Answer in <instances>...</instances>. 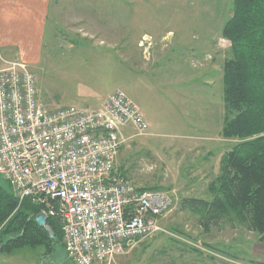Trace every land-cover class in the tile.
<instances>
[{
  "label": "rangeland",
  "instance_id": "374dc122",
  "mask_svg": "<svg viewBox=\"0 0 264 264\" xmlns=\"http://www.w3.org/2000/svg\"><path fill=\"white\" fill-rule=\"evenodd\" d=\"M233 9L234 0H53L41 57L0 50V69L29 65L50 110L96 107L116 89L141 107L150 131L129 132L118 165L173 205L160 231L112 264H264V241L248 226L223 220L205 229L190 204L213 199L210 184L239 143L222 135L232 47L223 30ZM0 264L73 263L55 242L0 252Z\"/></svg>",
  "mask_w": 264,
  "mask_h": 264
},
{
  "label": "built area",
  "instance_id": "2783aa9c",
  "mask_svg": "<svg viewBox=\"0 0 264 264\" xmlns=\"http://www.w3.org/2000/svg\"><path fill=\"white\" fill-rule=\"evenodd\" d=\"M150 125L139 104L116 89L96 107L48 109L26 62L0 69V177L20 203L29 200L58 221L73 264H112L160 231L173 205L141 190L118 158Z\"/></svg>",
  "mask_w": 264,
  "mask_h": 264
},
{
  "label": "trees",
  "instance_id": "16d2710c",
  "mask_svg": "<svg viewBox=\"0 0 264 264\" xmlns=\"http://www.w3.org/2000/svg\"><path fill=\"white\" fill-rule=\"evenodd\" d=\"M223 36L231 44L225 63V124L222 135L236 143L223 157L220 174L210 184L213 199L190 201L204 221L227 220L248 226L264 241V0H234L233 16ZM141 190H152L141 188ZM41 209L17 201L0 183V252L62 245L58 221L48 219L55 234L38 226ZM51 253V252H50Z\"/></svg>",
  "mask_w": 264,
  "mask_h": 264
},
{
  "label": "crops",
  "instance_id": "0c3cea01",
  "mask_svg": "<svg viewBox=\"0 0 264 264\" xmlns=\"http://www.w3.org/2000/svg\"><path fill=\"white\" fill-rule=\"evenodd\" d=\"M52 1L0 0V50H14L25 61L41 57Z\"/></svg>",
  "mask_w": 264,
  "mask_h": 264
},
{
  "label": "water",
  "instance_id": "95a60500",
  "mask_svg": "<svg viewBox=\"0 0 264 264\" xmlns=\"http://www.w3.org/2000/svg\"><path fill=\"white\" fill-rule=\"evenodd\" d=\"M35 222L38 224L39 227L44 228L48 232L51 239L55 238L53 230L48 225V216L45 213L38 215L35 218Z\"/></svg>",
  "mask_w": 264,
  "mask_h": 264
}]
</instances>
